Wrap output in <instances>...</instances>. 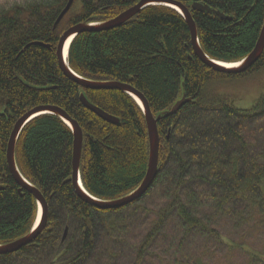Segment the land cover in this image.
I'll return each mask as SVG.
<instances>
[{
    "label": "trees",
    "instance_id": "trees-1",
    "mask_svg": "<svg viewBox=\"0 0 264 264\" xmlns=\"http://www.w3.org/2000/svg\"><path fill=\"white\" fill-rule=\"evenodd\" d=\"M73 1L55 29L66 0L0 11V246L31 233L37 221L36 200L11 177L5 156L14 125L29 110L54 106L78 124L80 181L94 199L128 196L146 174L140 107L118 90L80 88L64 77L55 56L68 28L108 22L141 0ZM172 1L231 17L227 22L190 11L209 60L232 64L253 51L264 0ZM67 56L78 77L137 90L155 118L183 95L192 100L157 122V176L144 197L119 210H99L76 196L70 183L73 133L64 121L51 114L30 120L19 133L15 164L45 199V224L32 244L0 256V264H233L237 253L246 255L243 264H264V88L245 109L230 94L261 88L264 52L243 74L217 73L194 55L184 19L153 5L121 27L79 34ZM81 93L118 124L85 109ZM221 224L262 249L223 238Z\"/></svg>",
    "mask_w": 264,
    "mask_h": 264
},
{
    "label": "water",
    "instance_id": "water-1",
    "mask_svg": "<svg viewBox=\"0 0 264 264\" xmlns=\"http://www.w3.org/2000/svg\"><path fill=\"white\" fill-rule=\"evenodd\" d=\"M66 6L63 8L61 13L56 18L54 22L53 29L59 24V22L64 18L67 14V11L71 8L73 4V0H66ZM162 6L168 7L174 11H176L181 18L184 19L187 28H189V39L191 50H193L194 55L198 60H200L204 65L208 67V69H212L213 71L220 74L227 75H239L244 72L250 70L254 66L256 62L260 60L262 53L264 52V23L263 27L259 33L258 40L256 41L253 51H251L244 59L240 62L232 63L235 64L232 67H227L226 65H232L224 62H217L214 60H209L204 54L203 50L200 49L199 42L197 39V29L195 28V24L193 18L191 17L190 11L198 12L202 14H210L220 18L223 21L230 22L231 17H227L223 15L221 12L214 11L209 6H203L199 3H192L188 5L189 7H184L177 1L172 0H141L136 5L132 6V8L122 12L117 17L110 19L108 22L94 24V23H79L78 25L72 26L67 29L63 33V35L59 38L57 43V48L55 52V56L57 58V66L60 68L64 77H67L69 80L73 81L80 88H84L86 90H118L128 96L132 97L135 103L140 107L143 113V117H145V127L147 128V139H148V165L146 169V174L143 180L140 182V186L129 193L128 196L119 198L114 201H101L96 200L92 196H89L87 192L84 191L81 181H80V158H81V149H82V139L83 134L80 130L78 124L75 121H72L68 118L66 113L63 110H59L54 106H38V108H34L29 110L28 113L19 118L14 125L11 135L7 141V149H6V165L8 167L9 173L11 177L15 180L16 184L25 189L27 192L32 194L34 199L36 200L37 207L40 209V216L35 225V229L29 233L28 235L22 237V239L13 241L7 245L0 246V256L2 255H10L22 249L24 246L30 245L33 243V240L42 232L41 230L45 224V216H46V203L43 196H41L40 192L30 185L20 174L18 168L15 164V148L16 142L19 137V133L21 130L28 124L30 120L38 117L39 115H54L58 117L60 120L64 121L69 130L73 133V147H72V159H71V178L70 183L73 186L74 192L77 197H79L83 202L87 203L91 207H94L99 210L108 211V210H119L120 208L128 207L131 203L139 201L142 197L147 194V191L151 188L154 179L157 176V166H158V152H159V138L158 131L156 128L157 122L162 118H169L170 116L176 115L180 109L185 106V104L190 103L192 97L187 98L186 96H182L177 100L169 110H166L159 114L156 118L152 116L150 108L145 100V98L132 87L128 85H123L119 82H95L88 81L81 77L75 75L69 66H67V58L64 56L65 44L70 39V42L77 37L79 34L84 32H100V31H109L114 28L121 27L122 24L130 21L133 16L138 14L143 8L148 6ZM72 39V40H71ZM69 42V44H70ZM68 44V45H69ZM45 47L50 48V46L46 45ZM69 49V46H68ZM68 49L66 51V57H68ZM226 64V65H225ZM81 105L90 111L92 114L94 113L99 119L111 124H118V119H114L108 116L106 113H103L100 109L96 108L94 105L92 106L88 100L84 97V94L81 93L79 95ZM67 230L64 232L62 240L66 238Z\"/></svg>",
    "mask_w": 264,
    "mask_h": 264
},
{
    "label": "rangeland",
    "instance_id": "rangeland-1",
    "mask_svg": "<svg viewBox=\"0 0 264 264\" xmlns=\"http://www.w3.org/2000/svg\"><path fill=\"white\" fill-rule=\"evenodd\" d=\"M43 0H0V11L3 9H8L12 7L15 4L18 5H26L33 2H42ZM238 87V86H235ZM233 87V88H235ZM262 88H264V80H262L261 88H255V89H247V88H240L236 90L231 91V96L237 101L236 106L245 109L250 107L252 104L255 103L256 98L262 93ZM261 89V90H260ZM220 228V234L223 238H231L234 239L236 242H240V240H244L245 243L248 245H252L253 247L256 246V250L262 249L261 245H258L257 243L253 242L252 237L248 236L245 238L244 233L240 232H234L231 230L230 226L221 224L219 226ZM247 247V246H246ZM248 248V247H247ZM249 249V248H248ZM264 253H262L263 255ZM235 258L233 260V264H243L246 260V255L243 253H237L235 254Z\"/></svg>",
    "mask_w": 264,
    "mask_h": 264
},
{
    "label": "bare ground",
    "instance_id": "bare-ground-1",
    "mask_svg": "<svg viewBox=\"0 0 264 264\" xmlns=\"http://www.w3.org/2000/svg\"><path fill=\"white\" fill-rule=\"evenodd\" d=\"M72 40V39H71ZM69 42H70V39L68 40V42L65 44L66 46H65V49H64V56H65V59L67 58L66 57V51H67V49H68V44H69ZM226 65V64H225ZM235 64H232V65H226L227 67H232V66H234ZM16 145V144H15ZM139 187V186H138ZM137 187V188H138ZM39 216H40V210H39V212H38V217H37V220H38V218H39ZM22 239V238H21Z\"/></svg>",
    "mask_w": 264,
    "mask_h": 264
}]
</instances>
